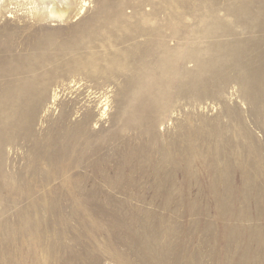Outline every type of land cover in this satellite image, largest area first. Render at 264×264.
Segmentation results:
<instances>
[{"label": "rangeland", "instance_id": "374dc122", "mask_svg": "<svg viewBox=\"0 0 264 264\" xmlns=\"http://www.w3.org/2000/svg\"><path fill=\"white\" fill-rule=\"evenodd\" d=\"M0 264H264V0H0Z\"/></svg>", "mask_w": 264, "mask_h": 264}, {"label": "bare ground", "instance_id": "6f19581e", "mask_svg": "<svg viewBox=\"0 0 264 264\" xmlns=\"http://www.w3.org/2000/svg\"><path fill=\"white\" fill-rule=\"evenodd\" d=\"M49 11H50V14L51 16L53 17H57V18H60V19H65L68 14H67V9L66 8H63V7H60L58 6L56 3H53L50 7H49ZM245 74V71H243V75Z\"/></svg>", "mask_w": 264, "mask_h": 264}]
</instances>
